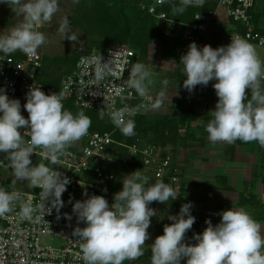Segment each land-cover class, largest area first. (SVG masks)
Returning a JSON list of instances; mask_svg holds the SVG:
<instances>
[{
	"label": "clouds",
	"instance_id": "9594fccd",
	"mask_svg": "<svg viewBox=\"0 0 264 264\" xmlns=\"http://www.w3.org/2000/svg\"><path fill=\"white\" fill-rule=\"evenodd\" d=\"M73 2L79 3V0ZM0 3L23 16L21 23L6 34H0V52L10 55L21 51L35 56L38 48L47 42L44 33L38 29L50 23L59 11L58 0H0ZM203 4L204 0H180V6H174L172 12L173 15L183 14L188 6L202 7ZM59 32L64 39L78 41L67 18L62 20ZM102 61L101 54L81 57L79 61V66L85 69L94 67L93 84L98 86L112 71L111 59ZM179 62L184 66L186 77L183 88L189 93L197 85L206 87L210 81H216L212 86L218 101L215 109L210 111L212 119L206 125L209 141L214 144H231L237 140L258 142L264 148V61L255 46L239 35L231 36L229 44L217 48L207 44L199 48L192 42ZM144 64L132 65L126 83L148 103L138 107L125 105L118 110L113 108L110 113L117 130L129 138L135 135L133 117L139 107L158 112L169 110L165 106L170 101L166 92L160 91L159 86L155 90L148 88L146 82H150L151 72ZM164 84H167L166 80ZM246 90H250V98ZM63 99V93L45 94L40 87L30 86L23 105L28 113L26 119L21 114L20 101L10 99L0 88V153L5 154L4 159L13 172L11 183L14 186L26 181L29 187L40 189V201L34 205L31 198L23 200L20 192H9L0 187V217L13 212L15 204L20 203L18 215L21 219L31 221L35 212H40L44 218L53 210L57 219L61 218L60 210L65 205L62 194L71 180L57 168L44 163L34 165L31 157L40 148L45 159L59 166L67 150L87 135L90 117L83 111L73 114L65 110ZM103 116L101 111L100 117ZM20 129L28 131L30 138L27 141ZM128 177L122 181V190L114 194L111 205L104 196H88L87 192L83 195L88 198L83 201L72 203L70 197L72 214L64 213L63 216L71 221L74 215L77 225H85L76 226L72 231V236L80 242L84 264H123L125 260L135 261L142 257L146 241L150 239L147 230L151 218L158 214L149 205L153 202L167 204L177 199V191L163 180L149 184V178L139 170ZM192 207L191 202L182 204L178 214L168 216L172 223L165 224L163 235L157 236L150 245L151 264H181L182 260H186V264H264L262 225L244 208L222 211L219 213L221 219L215 225L206 219L207 227L192 237L196 243H186V233L196 220L191 214Z\"/></svg>",
	"mask_w": 264,
	"mask_h": 264
},
{
	"label": "built area",
	"instance_id": "2783aa9c",
	"mask_svg": "<svg viewBox=\"0 0 264 264\" xmlns=\"http://www.w3.org/2000/svg\"><path fill=\"white\" fill-rule=\"evenodd\" d=\"M165 1L138 0V8L156 20L163 29L165 37L171 39L178 36L181 47L176 50L177 52H187L192 42L202 48L205 45V38L211 40V35L221 32L215 30L216 27L226 31L230 29V24H239L244 29L242 33L230 34V37L239 35L249 43L264 48V23L260 25L258 22L259 14H264V0H204L203 6L198 7L202 8L203 12L196 13L191 23H179L170 19L162 10ZM211 4H214L212 8L209 7ZM197 16L200 18L196 19ZM158 48L159 50L153 51L148 49L147 62L144 65L148 66L150 60L157 54L156 58L160 60L162 49L159 45ZM21 54L22 56L18 58L0 54V88L4 89L10 99H18L21 109L26 103V93L32 85L40 87L45 94L63 93V100L72 99L75 106L83 110L103 111L104 116L111 123L110 113L113 108L118 110L125 105L138 107L148 103L126 83L137 56L128 45L109 46L104 52L91 51L79 54L73 69L60 77L57 88L45 86L41 81L42 64L38 51L35 56H28L23 52ZM92 54H101L102 62L111 59L112 71L99 82L100 86L93 84L94 67L85 69L79 66L81 57ZM94 92L97 94L93 95ZM150 94L153 95L151 92ZM167 101L166 99L164 104ZM145 110L147 109L139 107V111ZM116 129L114 126L110 132H88L61 157L59 166L52 165L43 157V149H36V154L31 157L34 165L44 163L50 168H57L56 170L61 171L71 180L67 191L62 194L65 205L60 210L61 218L57 219V213L53 210L51 215L46 214L44 218L40 212H35L31 221L21 219L18 215L20 203H16L13 212L0 217V264H84L80 242L76 241L77 237L72 236V231L76 226L85 225L83 223L77 225L74 215L72 220L68 221L63 214H72L70 197L72 203L88 198L83 195L84 192H87L88 196L102 195L111 205L116 191L102 187L100 182L118 181L119 176H122L120 178L122 185V181L129 178V174L139 170L125 166L127 162L134 160L130 156L119 163L116 155H113V150H109L112 144L122 145L121 142L115 143L113 139ZM20 131L27 141L30 138L28 131L26 129ZM127 149H131L130 153L134 158L136 155H141L143 168L139 171L142 175L155 181L166 180L177 193L179 192L182 171L178 170L177 162L172 163L174 161L171 156H162L161 152L157 153L153 149V146L139 150L138 146L130 145ZM4 156V153H0V169H11ZM34 160L38 163H34ZM24 185L18 190L8 191L20 192L23 200L27 201L31 198L34 205L39 203L40 189L29 187L26 181ZM104 189L107 191L105 192ZM37 216H40L39 220L36 219Z\"/></svg>",
	"mask_w": 264,
	"mask_h": 264
},
{
	"label": "rangeland",
	"instance_id": "374dc122",
	"mask_svg": "<svg viewBox=\"0 0 264 264\" xmlns=\"http://www.w3.org/2000/svg\"><path fill=\"white\" fill-rule=\"evenodd\" d=\"M130 1L131 0H128V3ZM58 3H59V11L53 16L52 21L50 23H45L42 27L38 29L40 32L44 33V35L46 36V40H47V42L44 45H42L40 48H38L37 50L41 56V64L43 66H47L50 63V60L52 58L61 57L66 60H70L74 56L77 57L79 56V54H82L83 52H87L89 50V46L91 45L90 40L93 38L92 34L90 35L87 32L88 28L81 30L77 27H74L69 22L70 29L74 34L77 35L78 41L73 42L66 38L64 39V36L59 32V26L64 18H67L69 20V17L71 14L73 13L76 14L78 12L77 11L78 3H74L73 0H58ZM213 6L214 4H211L209 7L212 8ZM22 21H23L22 15L14 13L7 4L0 3V34H6L11 28L15 27ZM258 22L260 25L264 23V14L263 15L261 13L259 14ZM215 30H218L219 32L220 31L221 32L211 35V40H208L205 38L204 40L205 45L207 44V45H210L212 48H217L219 46H225L231 42V37H230L231 33L224 32V30H221L220 28L218 29V27H216ZM218 34L220 35L217 38H215V36ZM254 46L256 48V51L260 59L264 61V48L256 46V45ZM148 49L149 51L151 50L153 51L154 49L159 50L158 45L153 44V43L148 46ZM185 53L186 52L184 51H179L176 54V58H169L167 60H163V59L158 60L156 58L158 54L154 55L153 59H151L149 65L147 66L151 72L150 82H146L148 83L149 89L155 90L158 85H163L164 81L166 80L168 86L165 89L160 88V91H165L166 95L178 97L179 101L176 102V104L173 101H169L168 104L165 105L166 108H169V110H166V111L161 110L159 112L150 111V113H153L155 115L149 114L148 120H151L152 121L151 123H153L157 119L159 118L161 119L162 117L166 115H167L166 117L174 121L176 120L175 123L177 126V131L180 137L185 140L186 142L185 146L181 145L180 143L175 144L174 146L172 145L173 147L170 146L169 143L166 144L164 147H160L159 145H155V144L153 145L152 144L154 142L153 129H150L151 131L147 132V134L144 136L139 135L141 137H138V140H137L138 144L134 142L132 145L138 146L139 150L146 146H153V149L157 153L161 152L162 154H164L168 152L172 154L171 159L173 158V161H174L172 163L178 162L176 164L177 168L179 171H182V178L184 176L186 180V182L181 180L179 184L180 190L178 192V196L175 201H178L181 204L191 202L192 205H194V210H195L197 208L195 204L199 201L197 198L198 196L193 195V187H191V185H193L192 184L193 182L191 181L195 179L197 181L200 180V183H201L202 178H204L202 177L203 175H201L202 171L200 172L201 170L200 158L203 152L206 150V147L209 142L208 133L206 132V125L209 122V120L212 119V115L208 113L207 110L209 108L215 109L213 105L217 102V99L214 100L215 103H213V101L209 103L208 99L210 97V94L215 93V90L212 85L216 81H210L206 87L202 85H197L201 87V89H203L202 95L198 94L197 91H195V89L193 90L192 93L185 91L186 89L183 88V85H181L179 81V79H181L182 76L185 75L184 70H183L184 66L182 63L179 62L180 57ZM0 54H4V53L0 52ZM72 63L73 62H70L67 65L61 67L57 75L58 76L62 75L63 70H65V67H69V66L74 67V65H71ZM262 88H264V81H262ZM172 90H174V92ZM181 102L185 106L179 105V103ZM171 105H172V109L170 108ZM186 108H188L192 112L191 114H195V117L193 118V120H190V122H183V121L179 122L180 118L184 117L188 113L189 110H185ZM142 112L143 111H138L137 113L142 114ZM167 112L168 114H166ZM144 113L147 114L149 112L144 111ZM21 114L26 119L28 118V115H27L28 113L25 109H21ZM97 114L98 115H96V118L101 121L102 126H103V123H107V121L104 120V118L100 117V112H98ZM156 131L154 132L157 134L158 132ZM237 141L235 143H231V144L225 143V144L226 146L231 147L229 148L231 150L234 149L236 146H239L240 143H241L240 147L245 146L243 145L242 141H239V142ZM252 143L253 145H255V143L259 145L258 142H251V144ZM121 144L122 145H119V146H123L124 142H121ZM258 147H261V146L259 145ZM130 151L131 149L126 150V152L124 153L125 158L127 156H130L131 159L135 160V158L131 155ZM117 154L118 153L116 152L113 153V155H116V156ZM134 160H130V161L132 162ZM183 162H185V164H183ZM195 163H198L199 167L196 168L194 166ZM192 176L194 178H192ZM13 179H14V176H13V172L11 169H2V170L0 169V187L8 191L11 189L18 190V188L24 185V182H17L13 186L11 183ZM149 207L156 209L158 214L151 218V225L149 229L147 230L150 233V239L146 241V245L144 246V249H143L144 255L135 261L125 260L123 264H151L150 245L154 242L157 236L163 235L164 225L172 223V221L168 219V216L176 215L179 213L177 206L173 204L171 205L170 202H168L167 204L157 203L154 205H150ZM198 208L199 210L202 209L201 206H199ZM255 208L259 210V207H255ZM191 212H193V207L191 208ZM195 218L199 219L201 217L195 216ZM196 227L197 226L193 225L192 229L196 230L197 229ZM203 227H206V226L203 225ZM201 230L202 229L199 228L196 234H199ZM192 237L191 236L186 237L185 242L189 244H195L196 241L193 240ZM181 264H186V260L181 261Z\"/></svg>",
	"mask_w": 264,
	"mask_h": 264
},
{
	"label": "trees",
	"instance_id": "16d2710c",
	"mask_svg": "<svg viewBox=\"0 0 264 264\" xmlns=\"http://www.w3.org/2000/svg\"><path fill=\"white\" fill-rule=\"evenodd\" d=\"M174 6L179 7L180 0H166L164 2L162 10L168 14V17L170 19H173L179 23H191L196 13L203 12L202 8L188 6L183 14L173 15L172 8ZM77 11L79 13L77 12L76 14L73 13L70 15L69 22L74 27H77L81 30L88 28L87 32L90 35L92 34V39H94L90 40L91 45L89 46V50L86 53H90L92 50L104 52L105 49L109 46L128 45L135 51L137 55L134 59V64L137 62L144 64L146 62L145 58L147 57L148 46L152 43L158 44L161 47L163 60L176 58V50L181 47L178 36H174L171 39L165 37L163 35V29L158 25L156 20H154L146 12L138 8V0H131L129 3L128 0H79ZM243 30L244 29L239 24H231L230 29L224 32L231 34L236 32L242 33ZM10 55L17 58L22 56L20 51H16ZM75 57L76 56L72 57L70 60H66L61 57L52 58L47 66L42 65L41 81L43 82V84L45 86H53L57 88L60 77L63 74L70 72L73 66L65 67L62 75L58 76L57 74L60 71V68L70 62H73L71 65H74L78 56L76 58ZM184 79H186L185 75H183L182 78L179 79L181 85H183ZM195 91H197L198 94L202 95L203 89H201V87L199 86H196ZM246 91L248 92L250 98V90ZM62 102L65 110H69L73 114H76L79 111H83L85 115L90 117L91 126L88 129V132H110L114 128L113 124H111L104 116L103 118L107 121L108 124L103 123L102 126L101 121L96 118L98 112L78 108L77 106H75L72 99L63 100ZM179 105L185 106L182 102L179 103ZM185 110L189 109L186 108ZM147 112L149 113H142L133 117L135 121V135L131 138L124 136L119 129H116L113 135V139L114 141H116L115 143L124 142V145L119 146L118 144H112L109 150H113L114 153H118L116 159L119 163H122V161L125 159L124 153L127 150L126 146H130L134 142L138 144V137H141L139 135H146L147 132L151 131L150 129H153V145L155 144L159 145L160 147H164L168 143L170 144V146H174L175 144L180 143L181 145L185 146V140L180 137L177 131V126L175 123L176 120L174 121L166 117V115L161 119L159 118L155 122L151 123L152 121L148 120V115L155 114L150 113L149 110H147ZM191 113L192 112L189 110L184 117L180 118L179 122H190V120H193L195 114ZM154 131L158 133L156 134ZM164 155H169L172 157V154L168 152L162 154V156ZM34 163L38 162L34 160ZM125 166L136 170L142 169L143 166L141 155H136L135 160L132 162H127ZM122 169L125 170L126 168ZM120 178H122V176H119L118 181L100 182V185L107 189L115 190L117 193L118 191L122 190ZM163 181L168 183L166 180ZM155 182V180L149 179V184H153ZM169 202L171 205H176L177 209L180 211L182 205L181 203L175 200H170ZM157 203L158 202H153L150 205H154ZM191 214L193 215V212H191ZM205 221L206 218L196 219L194 226L205 225Z\"/></svg>",
	"mask_w": 264,
	"mask_h": 264
},
{
	"label": "crops",
	"instance_id": "0c3cea01",
	"mask_svg": "<svg viewBox=\"0 0 264 264\" xmlns=\"http://www.w3.org/2000/svg\"><path fill=\"white\" fill-rule=\"evenodd\" d=\"M158 86L165 89L168 84ZM167 96L175 104L179 101L176 96ZM215 99H217L216 93L210 94L209 103L212 101L215 103ZM212 110L214 108H209L207 112L210 113ZM240 145L241 143L231 150L229 149L231 147L226 146L225 143L208 142L200 158V172L202 171L201 175L204 178L201 183L200 180L191 181L193 195H197L199 201L195 204L197 206L195 210L193 205V216H200L199 219H210L215 225L219 223L221 219L219 213L222 211L230 208L233 210L244 208L262 225V234H264V148L258 147L257 143L253 145L251 142L249 144L243 142L244 147ZM194 166L199 167L198 163ZM182 181L186 182L184 176ZM198 205L201 206V210ZM255 207H259V210ZM204 226L207 227L206 224ZM202 227L203 225H197V229L189 230L186 237H192L199 228L202 230L206 228Z\"/></svg>",
	"mask_w": 264,
	"mask_h": 264
}]
</instances>
